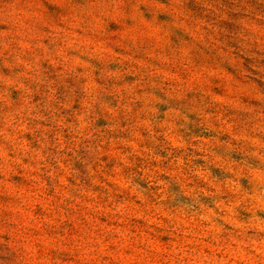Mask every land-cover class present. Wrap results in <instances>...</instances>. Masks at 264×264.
I'll list each match as a JSON object with an SVG mask.
<instances>
[{"label":"rangeland","instance_id":"374dc122","mask_svg":"<svg viewBox=\"0 0 264 264\" xmlns=\"http://www.w3.org/2000/svg\"><path fill=\"white\" fill-rule=\"evenodd\" d=\"M0 264H264V0H0Z\"/></svg>","mask_w":264,"mask_h":264}]
</instances>
